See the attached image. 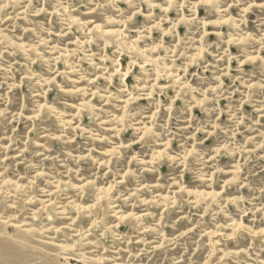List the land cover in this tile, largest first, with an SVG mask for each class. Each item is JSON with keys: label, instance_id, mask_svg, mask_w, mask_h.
I'll return each mask as SVG.
<instances>
[{"label": "rangeland", "instance_id": "1", "mask_svg": "<svg viewBox=\"0 0 264 264\" xmlns=\"http://www.w3.org/2000/svg\"><path fill=\"white\" fill-rule=\"evenodd\" d=\"M0 264H264V0H0Z\"/></svg>", "mask_w": 264, "mask_h": 264}]
</instances>
